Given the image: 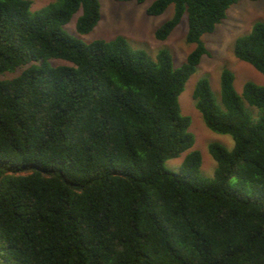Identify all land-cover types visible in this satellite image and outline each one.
Segmentation results:
<instances>
[{
  "label": "trees",
  "instance_id": "16d2710c",
  "mask_svg": "<svg viewBox=\"0 0 264 264\" xmlns=\"http://www.w3.org/2000/svg\"><path fill=\"white\" fill-rule=\"evenodd\" d=\"M236 1L151 2L149 15L173 5L157 39L186 14L194 47L175 68L166 50L151 57L122 36L85 43L66 32L79 9L77 32L92 30L98 0L37 11L32 0H0V74L26 65L0 79V264H264L263 86L246 81L238 94L223 68L219 106L199 79L195 106L233 148L208 145L212 178L200 174L198 150L179 173L164 167L194 143L178 96L209 53L202 35ZM233 53L264 75V24L237 36Z\"/></svg>",
  "mask_w": 264,
  "mask_h": 264
},
{
  "label": "rangeland",
  "instance_id": "374dc122",
  "mask_svg": "<svg viewBox=\"0 0 264 264\" xmlns=\"http://www.w3.org/2000/svg\"><path fill=\"white\" fill-rule=\"evenodd\" d=\"M53 0H32L30 9L37 11ZM100 18L97 24L88 33H79L76 30V20L81 13L79 9L64 25L66 32L81 41L88 43L94 39L109 40L122 36L133 48L145 51L155 57L161 50H166L172 60L173 67H179L193 49V43L185 40L187 31V17L183 14L180 22L165 39L155 37V29L173 13V5H169L164 12L158 15H149L147 7L153 0L135 1L98 0ZM226 18L221 20L212 32L202 35V40L209 53L201 56L195 71L185 82L182 92L178 96L181 113L190 116L188 130L194 136L193 145L181 152L177 157L165 160L164 167L172 172L179 173L181 163L187 152L198 150L201 155L200 174L207 178L214 176L216 161L211 156L208 145L212 142L224 145L228 150L233 148L234 142L229 134L219 133L206 126L203 118L195 106L192 92L196 82L206 78L217 105L222 106L220 98V72L223 68L233 73V85L238 94L242 93L246 81L254 82L264 87V75L246 61L235 57L233 53L234 39L249 32L255 22L264 24V0H237L226 10ZM51 65L69 64L60 58L49 59ZM26 67L22 65L13 71L0 74V79L12 78L21 73ZM245 110L253 120L258 119L257 108L244 102ZM236 178L231 177V186L235 188Z\"/></svg>",
  "mask_w": 264,
  "mask_h": 264
}]
</instances>
